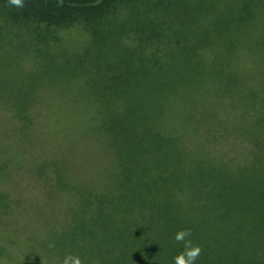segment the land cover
Listing matches in <instances>:
<instances>
[{
    "label": "trees",
    "instance_id": "16d2710c",
    "mask_svg": "<svg viewBox=\"0 0 264 264\" xmlns=\"http://www.w3.org/2000/svg\"><path fill=\"white\" fill-rule=\"evenodd\" d=\"M73 10L89 37L52 53ZM178 229L196 264H264V0L0 1V264H171Z\"/></svg>",
    "mask_w": 264,
    "mask_h": 264
},
{
    "label": "rangeland",
    "instance_id": "374dc122",
    "mask_svg": "<svg viewBox=\"0 0 264 264\" xmlns=\"http://www.w3.org/2000/svg\"><path fill=\"white\" fill-rule=\"evenodd\" d=\"M0 1H8V0H0ZM143 1H158V0H143ZM144 5H146V3H144ZM121 9H122V12H120L119 14H123L125 12L123 8ZM84 13H85L84 11H80V10L71 11V14H70L71 16L69 15L70 18H68L69 22L67 25L52 27L53 30H51L50 32L42 31L41 33L40 31L39 34L42 36V39H40L41 41L39 39L38 40L41 42V44L43 42L47 44V47L52 48V53H55V54L56 53L60 54L62 53L63 50H65L68 53H72L73 51H76L83 45V43L89 37V33L83 28V24H82L83 23L82 17ZM135 33L140 34V32H137L134 29L127 30L125 35L122 36L120 40H122V42L124 43L132 44L133 41L136 39ZM23 47L24 48L22 51H19L17 49L14 50L21 54H19V58H15L18 60H14L15 62L13 64H15L17 61L18 64H22V65L28 64L29 65L34 59L36 60L38 59L39 61H42L43 55L36 56L32 52L33 49L31 51L30 44H26ZM57 59H58V56H57ZM46 100L48 101V98H46ZM45 107H47L48 109L49 107H51V105L47 104L45 105ZM222 142L223 144H225L224 147H230V143H227V141L222 140ZM29 143H30V145L28 146L29 149L25 150L24 152L19 151L17 153L18 155H20V162L23 163V167L21 168L14 167L13 170L9 172L10 176H7V177H10L9 179H11L9 182L14 180L13 183L15 184V188L12 190V193L15 198H18L20 210L22 209L23 211H25L26 206L29 203L35 201L36 198L34 197V195L40 194L35 184L36 183L35 178L37 177L34 174H28L27 169L24 168V167H30V163L32 160V158H30V153L33 152V149H34L35 153L38 154L40 151L39 149L40 144L38 140L29 142ZM223 144L221 143V140H220V142L217 143L216 147H219V146L221 147ZM56 145H57L56 142L45 144V145H42L43 149L41 150L45 156L52 157V149H54L55 151L54 146L56 147ZM226 145H229V146H226ZM228 150L231 151V149L229 148ZM40 155H42V153H40L38 156ZM14 160L16 159L14 158ZM33 179H34V182H33ZM11 228H13V226L8 224L7 229L11 230ZM2 229L3 230L6 229L5 226ZM26 230L28 229L26 228Z\"/></svg>",
    "mask_w": 264,
    "mask_h": 264
},
{
    "label": "clouds",
    "instance_id": "9594fccd",
    "mask_svg": "<svg viewBox=\"0 0 264 264\" xmlns=\"http://www.w3.org/2000/svg\"><path fill=\"white\" fill-rule=\"evenodd\" d=\"M8 3L16 8H20L23 5V0H8ZM189 235L190 229H178L173 233V241L180 243L182 246L171 257V264H196L201 249L198 244H194L191 240L187 239ZM48 247L51 248L53 245L49 244ZM59 264H81V262L78 256L66 254L60 259Z\"/></svg>",
    "mask_w": 264,
    "mask_h": 264
}]
</instances>
